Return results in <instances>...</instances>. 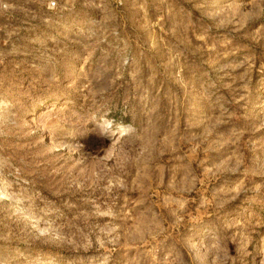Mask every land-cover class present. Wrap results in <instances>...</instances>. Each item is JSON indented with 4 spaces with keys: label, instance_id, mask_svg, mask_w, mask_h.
<instances>
[{
    "label": "rangeland",
    "instance_id": "rangeland-1",
    "mask_svg": "<svg viewBox=\"0 0 264 264\" xmlns=\"http://www.w3.org/2000/svg\"><path fill=\"white\" fill-rule=\"evenodd\" d=\"M3 1L0 264H264V0Z\"/></svg>",
    "mask_w": 264,
    "mask_h": 264
},
{
    "label": "built area",
    "instance_id": "built-area-1",
    "mask_svg": "<svg viewBox=\"0 0 264 264\" xmlns=\"http://www.w3.org/2000/svg\"><path fill=\"white\" fill-rule=\"evenodd\" d=\"M35 4H37L39 7H41L45 12H54L61 11L62 8H65V6H61L59 3V0H31ZM118 4H121V1H118ZM8 9V5L3 0H0V10H6Z\"/></svg>",
    "mask_w": 264,
    "mask_h": 264
},
{
    "label": "bare ground",
    "instance_id": "bare-ground-1",
    "mask_svg": "<svg viewBox=\"0 0 264 264\" xmlns=\"http://www.w3.org/2000/svg\"><path fill=\"white\" fill-rule=\"evenodd\" d=\"M120 130H123V128H120ZM119 130V131H120ZM130 130V129H129ZM126 131V130H125ZM126 133V132H125ZM115 134V133H114ZM119 134V133H118ZM117 136V135H116ZM0 193L2 195H5V196H8V192H7V189H6V186H4L1 182H0ZM256 246V245H255ZM255 249V248H254ZM258 250V249H257Z\"/></svg>",
    "mask_w": 264,
    "mask_h": 264
}]
</instances>
